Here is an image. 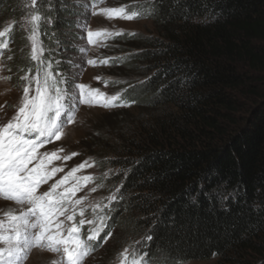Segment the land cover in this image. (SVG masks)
<instances>
[{"label":"trees","instance_id":"trees-1","mask_svg":"<svg viewBox=\"0 0 264 264\" xmlns=\"http://www.w3.org/2000/svg\"><path fill=\"white\" fill-rule=\"evenodd\" d=\"M142 1L157 35L119 38L115 51L130 54L112 69L143 72L122 96L134 101L126 113L160 115L99 162L118 169L104 232L127 231L109 250L135 239L147 264H264V0ZM27 5L0 0V14L18 19ZM50 14L49 44L75 27L63 19L74 12ZM18 30L9 32L14 54ZM12 63L17 75L35 67L18 54Z\"/></svg>","mask_w":264,"mask_h":264},{"label":"snow or ice","instance_id":"snow-or-ice-1","mask_svg":"<svg viewBox=\"0 0 264 264\" xmlns=\"http://www.w3.org/2000/svg\"><path fill=\"white\" fill-rule=\"evenodd\" d=\"M36 4L37 0H32V5ZM48 7L51 9L52 6L49 4ZM95 7L96 0H93L91 14H102L108 20L132 21L141 16L139 11H128L126 5L104 8L99 13ZM85 8L87 9V5ZM44 22L51 25V17L45 18L38 11L31 14L27 38L31 48L30 60L35 67L29 68L20 77L23 88L19 107L6 124L0 125V198L20 205L18 214L9 211L5 213L4 219H0V264H23L28 252L34 247L62 252L66 264H81L83 257L89 252L87 243L81 238L83 227L86 224L94 225L95 227L89 228L87 240H98L110 218L104 214V210L110 211L112 203L118 200L115 194L109 196L108 203L91 206L94 218L85 217L86 197H76L83 187L81 181L86 184L93 178L75 177L74 174L94 166L88 161L72 168L47 190H41L42 185L47 184L56 173L63 171V168H49L47 164H51L53 159L69 160L72 157L61 158L58 152L62 149L42 154L38 150L61 139L63 128L74 122L80 105L107 109L134 103L123 100L120 93L107 95L100 89L90 88L83 83L72 85L76 77L75 74L67 76L60 68L64 61L54 59L50 54L46 55L47 50L41 39L45 35L41 31V24ZM77 28L86 30V36L81 39L86 38L89 45L103 46L99 45V41L123 35V30H89L86 19L79 21ZM10 31L11 26L0 31V38H4L0 42V57L4 50L9 49L11 41L6 37ZM79 51L85 52L86 49L80 48ZM8 59L12 57L9 56ZM111 59H89L87 63L92 66L108 65ZM68 63L71 64L72 61ZM75 155L78 153H72V156ZM92 191L96 189L93 188ZM110 236L111 233H108L104 239L107 240ZM147 239L150 241L152 237L148 236ZM122 255L127 256V249Z\"/></svg>","mask_w":264,"mask_h":264},{"label":"rangeland","instance_id":"rangeland-1","mask_svg":"<svg viewBox=\"0 0 264 264\" xmlns=\"http://www.w3.org/2000/svg\"><path fill=\"white\" fill-rule=\"evenodd\" d=\"M26 1L29 10L22 17H18L17 19L9 15L0 14V31L10 26L11 30L17 27V29H19V35L21 36L20 45L22 46V49L14 54L16 48L12 44L11 37L9 38L11 41L9 49L4 50L3 56L0 57V125L6 124L19 107L23 88V82L20 80V77L24 75L30 67L23 71L21 70V73L17 75V72L13 69L12 62L18 54L28 57V60L33 63L30 60L31 48L27 38L31 27L28 21L30 20L31 14L34 12L38 11L40 13L41 8L39 5H41V7L44 6V9L47 11L45 17H51V23L54 21V17H52L50 12H56V9L59 7L74 12V15L63 16V19L67 22L75 23V27L64 29L61 32H54L55 39L52 40L50 44L46 42V35H42L41 37L47 50L46 55H48L47 52L51 54V51H53L54 59H61L64 61V63L60 65L64 73L69 77L75 74L76 78L72 81V85L75 83H83L90 88H98L107 95L120 93L121 96H123L124 92L134 84L142 82L144 79V76H141V73H143L142 70H137L139 75H135V70L131 69L137 68L136 64L131 66L128 70H124L123 73L117 72L116 74L114 73L115 70L112 69L114 65L123 63V57L130 54H122L115 51L121 46L120 44L118 47L116 46L119 38H122L124 35H130V33L139 36L142 35L144 37H155L157 35L152 20L148 19L147 11L143 8L142 0H102L96 4L95 10L98 13L104 8H115L125 5L128 6V11H139L141 16L132 21L123 19L108 20L102 14L92 15V0H57L55 1V6L52 3L54 2L53 0H37L35 6L32 5V0ZM49 4L52 6L51 9L48 7ZM86 5L87 9L85 8ZM84 19L87 20V29L89 30L96 31L107 29L112 32L123 30V35L99 41V45L103 46L89 45L86 38L81 39V37L86 36V30L77 28V23ZM45 26L50 28L51 25L47 22L42 23L41 31L43 33H46L44 30ZM7 35L9 36V33ZM3 39L4 38H0V42H2ZM80 48H84L86 51L80 52ZM9 56H11L12 59H8ZM105 58H112L108 65L97 64L96 66H92L87 63L89 59L102 60ZM68 61H72V63L69 64ZM74 65L77 67H74ZM97 77L100 79L97 80ZM105 82L107 83L105 84ZM130 106H117L105 109L102 107L80 105L76 110L74 122L72 124H66L63 128L61 139L48 143L38 150V152L42 154L62 149V151L58 152L61 158L64 156L72 157L69 160L53 159L51 164H47V161H45L49 168H63V171L56 173L47 184L42 185L41 190H47L52 183L64 177L72 168L77 167L84 161H88L89 164H94V166L86 167L74 174L75 177L90 176L93 178L86 184L81 181L83 187L82 190L77 193L76 198L86 197L84 205L86 208L85 217L89 219L94 218L91 206L94 204L102 205L108 203V197L113 194L117 196V190L119 189V183L113 184L112 180V176L118 169L110 167L105 168V166L99 162L112 158L114 154L111 150L117 148L126 137L136 134L143 122H147L152 116L160 115V112L157 110L151 111L145 108H142L140 111L126 113L125 109ZM105 151L108 153L106 156L99 154ZM72 153H78V155L72 156ZM93 188H95L96 191H92ZM118 195L121 196L120 194ZM118 201L119 199L112 203L111 210ZM19 210L20 205L0 198V219H4L5 213L9 211H15L18 214ZM99 214L98 212L97 215ZM104 214L111 218L108 209L104 210ZM110 218L106 221V224L110 221ZM78 219L79 217H77V220ZM90 227L95 226L86 224L81 231V238L85 240L88 248L91 242L94 241L87 240ZM126 232L124 228L111 230V236L107 240H105L103 236V241L101 240L102 242H100L99 248L93 247L92 251L89 250L88 255L83 257L81 264H141V259H143L144 264V255H142L140 249H138L140 241L128 239L127 242L122 243L115 249V252L109 250L110 246H112V239L116 238L117 240L120 237L122 238ZM103 233L104 231L101 235ZM106 235L107 234H105V236ZM125 249H127L126 257L122 255ZM23 264H66V261L63 259L62 252H50L47 248L34 247L28 252ZM185 264H213V262L201 261Z\"/></svg>","mask_w":264,"mask_h":264},{"label":"bare ground","instance_id":"bare-ground-1","mask_svg":"<svg viewBox=\"0 0 264 264\" xmlns=\"http://www.w3.org/2000/svg\"><path fill=\"white\" fill-rule=\"evenodd\" d=\"M37 253V252H36ZM38 254V253H37ZM39 257V256H38ZM35 259H36V257H35ZM43 259V258H42Z\"/></svg>","mask_w":264,"mask_h":264}]
</instances>
